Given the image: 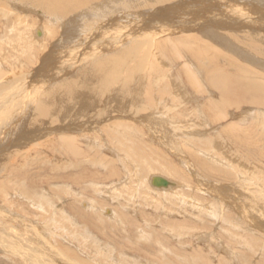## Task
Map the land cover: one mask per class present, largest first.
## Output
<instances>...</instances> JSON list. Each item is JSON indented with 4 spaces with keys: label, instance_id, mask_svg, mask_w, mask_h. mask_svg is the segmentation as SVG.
I'll return each mask as SVG.
<instances>
[{
    "label": "rangeland",
    "instance_id": "1",
    "mask_svg": "<svg viewBox=\"0 0 264 264\" xmlns=\"http://www.w3.org/2000/svg\"><path fill=\"white\" fill-rule=\"evenodd\" d=\"M10 9L11 11L0 10V74L9 73L6 79L20 78V85L25 86L26 84H21V81L26 79V76L21 74V68L22 64L28 63L29 60L24 54L28 53L27 58L33 60L38 57L33 31L44 28L50 32L51 28L59 27L62 36L61 32L64 30L63 25L52 23L48 16L40 17L39 13L25 8L15 9L12 4ZM5 16L10 18L9 23L5 22ZM19 44H26V47H17ZM215 48L222 51V47ZM165 49L171 61L158 64L160 74L157 73L155 77H160L162 73V79L169 81L170 74L182 72L184 61L174 58L176 55L170 52L172 49ZM235 58L241 61L240 65H251L238 57ZM261 58L264 57L258 60L264 63ZM225 62L219 65L227 67ZM32 65L29 63L28 67L31 69ZM229 65L236 67L235 64ZM24 69H27V66ZM230 71L237 73L233 68ZM155 91L160 92L161 89ZM171 91V102L163 103L160 97L158 99L154 96L151 104L142 101L148 96V91L142 92L141 98L127 109L128 114L123 112L121 117L113 118H121L124 126L131 125L137 135L134 139L136 143L133 142L132 145L141 150H138L140 160L146 161L152 167L151 170L153 169V172L149 170L142 176L141 183L138 181L139 176L136 177L140 164L133 158L128 159L120 154L123 150L121 144L114 140L116 138L107 129L110 122L106 119L109 120L110 116L105 115L109 112L116 115L119 104L110 103L107 109L93 105L88 114L90 116L86 115L84 119L82 116L78 119L80 121L77 120L81 130L83 129L77 132L80 133L77 135V144L82 152L77 157L71 153L69 155L67 149L61 147L55 137L49 138L47 132L56 129V125H53L56 122H36L38 116L34 113V107L31 115L24 111L26 107L23 109L24 113L21 108L18 110L23 114L21 117L16 115V118L22 119L21 123L20 119L18 123L13 120L4 123L5 126L2 127L10 128L8 132L14 128L11 126H18L12 137H2L1 134L5 131L0 130V264H264V124L258 130L262 143L256 146L257 149L242 146V141L227 132L228 145L233 148V152L240 157L244 150L245 155L241 157V161L244 164L246 161L248 170L243 166H239L238 171L228 170L229 168L224 167L221 162L210 161L202 155L199 157L200 161L189 156V164H186L178 158L181 152L168 149L167 145L164 146L158 139L155 141L152 135H158L157 130L153 134L150 130L154 128L149 130L146 124L148 122H142L144 115L154 119L156 111H165V119L175 118L180 114L179 106L183 105L174 102L179 96L175 89ZM200 97L204 104L208 101L206 95ZM136 107L144 110L141 112L143 115L136 113ZM248 110L249 107L245 106L243 112ZM262 113L263 119L264 112ZM249 114L250 111L241 115L242 118H248ZM240 117L238 118L241 119ZM173 122L175 124L172 125L167 122L168 125H164V128H169L170 125L175 127L176 121ZM105 125L107 127H104ZM179 126L180 124L176 127L180 129ZM91 128H94L93 131ZM17 134L27 135V139L21 140L19 144L22 146L15 145L14 142L9 145L8 137L15 141ZM242 137L248 144L253 143L249 130ZM179 141L172 138L168 143L173 142L171 144L174 146ZM150 148L153 149L152 152ZM141 152L143 154L140 155ZM144 152L150 158H147ZM202 153L206 154L205 150ZM154 163L157 166H154ZM70 165L77 168L80 165L81 168L77 171L76 167L74 169ZM209 166H212L211 169ZM213 171L222 175H227V171L231 172L229 182L225 184L221 181L220 186H224L223 200H217L212 188L211 191L204 187L201 191L202 177L209 173L216 174ZM154 175L182 183L184 186L179 189L178 194H163L149 184ZM254 177L258 180L259 190L251 188V180ZM241 181L244 184L240 189ZM253 194L257 195L256 200ZM239 205L244 207V211L238 208ZM257 210L263 213L262 216ZM252 215L256 218L251 217ZM246 221L248 222L245 223Z\"/></svg>",
    "mask_w": 264,
    "mask_h": 264
},
{
    "label": "bare ground",
    "instance_id": "2",
    "mask_svg": "<svg viewBox=\"0 0 264 264\" xmlns=\"http://www.w3.org/2000/svg\"><path fill=\"white\" fill-rule=\"evenodd\" d=\"M11 4L15 9L25 8L39 13L40 17L48 16L52 23H56L58 26L63 25L64 32L62 31L63 34L60 36L59 27L51 28L50 32L44 28L33 31L38 57L36 56L37 58L33 60V58H27L26 54L28 53L24 54V57L29 60L28 63L22 64L21 68L23 72L21 74L26 76L25 81L22 80L21 84H26L25 86L20 85V78L11 77L10 80L6 79L9 73L8 75L7 72L0 74V112H5L0 113V130L5 131H0L2 137H12L18 126H11L14 128L8 132L10 128L2 127L7 121L13 120L18 123L17 121L20 119L21 123L22 119H18V117L23 115V109L26 107L24 111L31 115L34 107V113H37L38 116L36 122H56L53 124L56 125V129H47L49 138L55 137L61 147L67 149L69 155L71 153L77 157L82 153L77 144V138H79L77 135H80L77 132L83 130L77 120L82 116L83 119L86 115L90 116L88 114L92 111L90 108L93 105L104 106V109H107L110 103L119 104L118 112H116L117 109L115 111L116 115L114 112L105 115L110 116L109 120L106 119L110 122L107 129L116 138L114 140L121 144L123 150L120 154L128 159L133 158L140 164V168L136 171V177H140H138V181L141 183L142 176L146 175L152 167L146 161L140 160L138 155L140 149H136L132 145L133 142L136 143L134 139L137 135L131 125L124 126L121 118H113L114 116L121 117L125 112L127 113L129 106L131 107L135 101L141 98L142 92L148 91V96L142 100L144 103L151 104L154 96H157L158 99L160 97L163 103H169L172 101L169 92H172L171 89H175L179 99L177 98L174 102L183 105L179 106L181 111L180 114L176 113L177 117L165 119L167 114L165 111H156L154 119L144 115L145 118L142 122H150L151 126L146 123L148 129L150 130L152 127L154 129L150 131L153 134L156 133V130L159 133L152 135L153 139L155 141L158 139L164 146L167 145L168 149L181 152L178 158L186 164H189L188 158L200 161L199 157L202 155L210 161L221 162L224 167L229 168L228 170L236 171L239 166L248 170L246 161L245 164L241 161V157L245 155L244 150L243 154L240 153L242 155L240 157L233 152V148L228 145L227 132L242 141V146L246 148H256L259 143H262L258 130L264 124V118L262 119V111L264 112V63L258 59L264 57V0H0V10L11 11ZM4 19H6L5 22H10L8 16H5ZM6 25L4 24V26ZM7 27L10 28L9 25ZM214 45L222 47L225 54ZM16 46L24 48L26 44ZM165 47L172 49L170 52L176 55L174 58L184 61L182 72L170 74V80L167 78L169 81L162 79V73L160 77H155L160 71L158 64H166V61L169 63L171 61ZM16 53L19 54L17 51ZM235 57L251 65H240L241 61ZM261 59L264 60V58ZM224 61H226L224 65L228 64L226 66L229 68L219 65ZM29 63L33 64L31 69L28 67ZM229 64H235L236 67ZM253 65L259 67H253ZM26 66L27 69H24ZM232 68L237 73L230 71ZM153 88L154 92L152 93ZM23 89L25 90L23 91ZM155 89H161V91L158 92ZM150 93L152 94L150 95ZM196 95H206L208 101L204 100L206 102L204 104L202 98ZM245 106L249 107L247 112H251L247 116L248 118H242L241 115L242 113L248 114L243 112ZM20 108L22 112L18 111ZM136 109V113L139 112L143 115L141 113L144 111L143 109L137 107ZM94 111L97 112L96 109ZM3 114H7L6 117ZM29 115L27 116L29 117ZM172 119L176 121L177 125L180 124V129L176 127L177 125L173 128L170 127L175 124ZM167 122L171 125L169 128H164V125H168ZM99 124L101 125V123ZM248 126L249 128H247ZM248 130L249 136L253 140L251 144H248L242 137ZM35 132L37 131L35 130ZM17 136L15 141L8 137L9 145L12 142L18 145L21 140L27 137V135L21 136L20 134ZM45 137L47 138V136ZM172 138L174 141L180 140L179 143L174 146L171 144L173 142L168 143ZM153 144L155 143L153 142ZM151 150L153 151L150 148ZM203 150L206 154L202 153ZM141 154L143 153L141 152ZM216 156L223 157L215 158ZM75 167L73 168L75 169ZM211 167L208 168L211 169ZM78 168L76 167V170ZM220 169H222L221 166ZM152 170L151 172H153ZM230 174V171H227V175L209 173L206 177H202L201 181L197 178L201 182V191L204 187H208L210 190L212 188L213 193L217 195V200H223L224 186L220 185L222 182L226 184L231 180ZM156 177L161 176H152L149 184L157 188L154 190L163 194H178L177 192L184 186L182 183L170 181L164 177L168 186L157 187L152 184ZM254 178L251 180L253 183L251 188L259 190L258 180L256 177ZM243 181L245 182V179ZM244 182L239 185L240 189L243 188ZM253 195L256 200L257 195ZM259 200L263 199L259 197ZM72 208H70L71 211ZM238 208L243 209L244 207L239 205ZM247 208L249 207L247 206ZM254 213L257 212L254 211ZM111 214L114 213L111 212ZM257 228H259L258 225ZM14 248L17 247L14 246Z\"/></svg>",
    "mask_w": 264,
    "mask_h": 264
},
{
    "label": "water",
    "instance_id": "3",
    "mask_svg": "<svg viewBox=\"0 0 264 264\" xmlns=\"http://www.w3.org/2000/svg\"><path fill=\"white\" fill-rule=\"evenodd\" d=\"M152 184L157 187H167L168 186V182L164 178H161V177L154 178L152 181Z\"/></svg>",
    "mask_w": 264,
    "mask_h": 264
}]
</instances>
